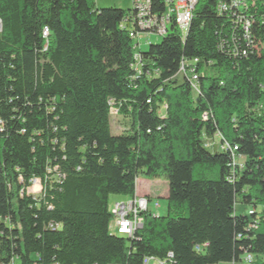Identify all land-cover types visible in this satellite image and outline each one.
<instances>
[{
    "label": "trees",
    "instance_id": "obj_1",
    "mask_svg": "<svg viewBox=\"0 0 264 264\" xmlns=\"http://www.w3.org/2000/svg\"><path fill=\"white\" fill-rule=\"evenodd\" d=\"M218 1L134 69L129 8L0 0V264H264V0L244 12L247 39ZM138 177L165 179L166 211L115 235L110 198Z\"/></svg>",
    "mask_w": 264,
    "mask_h": 264
},
{
    "label": "built area",
    "instance_id": "obj_2",
    "mask_svg": "<svg viewBox=\"0 0 264 264\" xmlns=\"http://www.w3.org/2000/svg\"><path fill=\"white\" fill-rule=\"evenodd\" d=\"M197 2L198 0H131L129 11L123 18L120 27L127 30L133 44L132 66L134 69L139 66L138 50L142 38H149L152 35L163 37L168 34L171 27L176 28L181 39L185 38ZM250 2L251 0H219L217 4L219 12L233 14L235 24L239 25L243 31L244 39L248 38L250 25L244 12L249 9ZM158 4L162 5V10L158 9ZM44 34H46V30H44ZM193 61L196 62V60ZM178 74L181 77L185 76L196 91L198 77L194 67L186 70L181 61ZM204 147H211V143L205 142ZM215 147L220 150H230V152L236 150V147L230 148L226 142H218ZM31 186H37L39 191L41 189L40 182L36 179L32 180ZM149 202L148 198L135 193L131 198H125L124 201L109 204L111 214L109 231L118 236L132 237L134 232L142 227V213L150 211ZM154 206L157 207V204L155 203ZM150 261H153V264H161V261L152 257L145 258L143 264H148ZM252 261L253 257L250 254L243 257L245 264H251Z\"/></svg>",
    "mask_w": 264,
    "mask_h": 264
},
{
    "label": "rangeland",
    "instance_id": "obj_3",
    "mask_svg": "<svg viewBox=\"0 0 264 264\" xmlns=\"http://www.w3.org/2000/svg\"><path fill=\"white\" fill-rule=\"evenodd\" d=\"M95 4L97 8H106V7H115V8H121V9H127L130 8L131 5V0H95ZM162 37L152 35L149 38L144 37L141 39L140 43V50L141 51H146L148 49L149 44H157L161 41ZM111 128L112 132H120L121 130L124 129V123L122 119L119 117H116L114 114H112L111 117ZM141 178V177H138ZM144 178V177H143ZM147 183L149 184L150 187H148L149 194L152 197V200L149 202V209L153 213H158L159 215H163L165 213V198H166V193H167V185L166 181L164 178H156V179H147ZM159 180V183L156 184L157 181ZM161 182V184H160ZM138 186V184L136 185ZM28 193L31 194H37L39 192L37 186H30L27 190ZM139 195V194H138ZM142 196V195H140ZM125 198L121 196H112L110 198V204L116 202V201H124ZM158 202L159 207H154V204ZM247 208V207H246ZM235 211L236 213H242L245 212L244 208L240 204L235 205ZM10 264H19L17 259H14ZM218 264H230L229 262H221ZM238 264V263H237Z\"/></svg>",
    "mask_w": 264,
    "mask_h": 264
},
{
    "label": "crops",
    "instance_id": "obj_4",
    "mask_svg": "<svg viewBox=\"0 0 264 264\" xmlns=\"http://www.w3.org/2000/svg\"><path fill=\"white\" fill-rule=\"evenodd\" d=\"M155 181H157L156 184L159 183V180H155ZM137 184H138V186H136ZM160 184H161V182H160ZM161 185H162V184H161ZM148 187H150V186H149V184L147 183V180H145L143 177H141V178H137V179L135 180V193H136V194H139V195H142V196L148 198L149 201H151V200H152V197H151L150 194H149ZM156 204H157V207H159L158 202H156ZM165 204H166V203H165ZM154 207H155V206H154ZM155 208H156V207H155ZM165 211H166V206H165ZM152 212H153V211H152ZM156 214H158V213H156ZM237 263H238V264H243V263H241V262H236V263L231 262L230 264H237ZM148 264H153V261L148 262Z\"/></svg>",
    "mask_w": 264,
    "mask_h": 264
}]
</instances>
